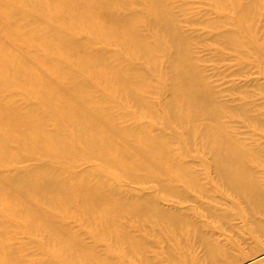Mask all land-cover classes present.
Wrapping results in <instances>:
<instances>
[{
	"label": "bare ground",
	"instance_id": "bare-ground-1",
	"mask_svg": "<svg viewBox=\"0 0 264 264\" xmlns=\"http://www.w3.org/2000/svg\"><path fill=\"white\" fill-rule=\"evenodd\" d=\"M210 1L218 8L225 5V0ZM259 1L239 0L242 7L238 2L240 15L235 17L244 23L245 19L256 17ZM1 3L0 0V28L9 42L18 40V44L12 49L9 45L0 46V242L16 223L24 227L30 240L37 227L46 241H62L67 246L64 264H114L113 255L124 263L127 256L120 253L99 255L90 250L56 215L58 208L62 209L59 203L70 213L71 203H77L81 207L77 214L88 225L94 244L111 238V243L115 240L129 248L135 264L155 263L148 256L146 239L125 225L128 218H138L136 226L149 229L163 244L167 238L169 242H182L184 234L191 231L195 241L190 242L202 248L204 264H227L229 251L235 245L220 244L210 228L198 223V217L192 222L184 210L172 207L175 210L167 211L155 204L157 198L153 199V195H132V190L125 194L121 187L124 181L140 186L152 181L160 202L178 199L180 203L192 198L189 193L199 182L196 177L198 182L194 183V164L190 159L193 135L211 154L208 163L213 178L208 186L224 189L227 197L235 196L242 206L240 210L238 204L230 203V215L205 206L208 210L202 215L222 220L227 228L232 227L233 218L241 219L251 226L255 242L264 238V222L257 218L264 216V185L249 162L252 148L251 152L247 146L241 148L226 131L227 126L218 122L219 116L227 114L247 118L252 116L251 110L248 103L229 108L204 76L193 70L188 37L179 29L176 14L168 4L146 0L143 10L137 12L128 8L134 4L132 0H17L12 9ZM32 13L36 20L30 19ZM148 30L154 40L146 35ZM233 31L236 32L234 28ZM112 45L120 50L113 52ZM258 53L253 54L254 58ZM133 61L144 66L139 62L133 65ZM94 68L100 69L98 78L105 82L100 94L88 88L90 69ZM157 75L159 94L168 92L159 113L143 95ZM144 115L158 122L157 116H164V129L176 125L182 132L177 134L174 130V136L171 131L165 132L170 138L164 132H149V126L143 124L133 130L125 129L126 124L121 128L124 118ZM14 145L18 153L11 156ZM33 158L36 163L24 165ZM139 185L137 188H141ZM205 198L212 199L208 195ZM17 214L22 215L21 220L12 221ZM9 235L15 239L13 233ZM40 248L42 255L52 254L50 248ZM263 259L247 264H258ZM177 260L173 264H178ZM9 261L19 264L14 257Z\"/></svg>",
	"mask_w": 264,
	"mask_h": 264
},
{
	"label": "rangeland",
	"instance_id": "rangeland-1",
	"mask_svg": "<svg viewBox=\"0 0 264 264\" xmlns=\"http://www.w3.org/2000/svg\"><path fill=\"white\" fill-rule=\"evenodd\" d=\"M132 1L134 4H131L130 6H128V8L129 9L131 8L132 10H135L137 12H141L144 8V6L142 5L146 4V0H132ZM162 1L165 4H168L166 6L170 8V10L176 14V19H178V23H179V25L178 23L177 25L178 27L180 26L179 29L181 30V32L185 33L184 34L185 36L188 37V44L190 45V50L192 54L191 57L192 59H194L193 60V67H194L193 70L196 69L195 71L200 73L202 77L204 76L203 78H205L208 85L212 86V89L221 95L220 101L227 102L225 104L226 105L229 104L228 105L229 108L233 106L231 107V109H234L242 105L245 106L248 103L247 105L249 106L248 110L249 111L251 110L250 114L252 116H248L246 118L245 116L227 114L224 116H219L218 122L220 124L223 123L224 127L227 126L225 128L227 129L226 131L228 132V134L232 135V136L230 135L232 138L237 140L238 142L237 144L241 146V148L243 149L247 148L249 152L252 151L251 157H249L250 165L252 167L254 166L253 170L255 171V174H256L255 176H257L259 181L262 182L264 185V123H263L264 122V67H263L264 66V56H263V53H264V39H263V36H264V0L259 1L258 15L254 18L245 19V23L241 22L239 17L238 18L235 17V16L240 15L238 14V10L242 7V3L239 2V0H233V1L225 0V5L222 8H218L210 0H162ZM1 2H2L1 5L10 7V9H12L14 5L17 4V0H1ZM238 2L241 4V7L239 6ZM231 4L235 8H233ZM236 6L237 7L239 6V7L237 8ZM222 15L223 16L225 15L224 19H222L223 17ZM98 16L102 17V14ZM236 18L238 19L240 23L237 24ZM30 19L32 21L36 20L33 13ZM233 20L236 23H233ZM224 21L226 22L224 23ZM232 25H235V26L232 27ZM233 28L234 30H236V32L233 31ZM219 32L220 34L221 33L222 34L221 35L217 34ZM146 35L151 40H154V35H152V33L149 32V30L146 32ZM6 36L7 34L3 32L0 28V46L4 47V46L9 45L7 47L10 49L14 48V46H17L18 40H16L15 42L13 41L9 42ZM222 42H225V43L222 44ZM231 43L233 46H231ZM243 46H244L243 49L245 50L242 49ZM228 47L229 49H231L230 51L228 50ZM232 48L234 49L232 50ZM240 48L242 49L240 51L242 52L245 51V52L243 53L240 52L238 50ZM110 49L111 50L113 49L112 50L113 52H117L120 50L119 47L116 45H112ZM253 49L254 50L256 49L257 51L255 50L251 52ZM19 50L24 52L23 54L26 53L23 48H19ZM248 51L250 54L248 53ZM254 52L255 53L259 52L257 54V57L258 58L260 57L259 59L257 57L254 58L255 57V55L253 56V54H255ZM34 53H38V52H34ZM239 56H241V58ZM243 56L247 58L242 59L244 58ZM248 56H250V58H248ZM238 58L242 60H239ZM254 61L256 62L254 63ZM136 62L133 61L131 63L133 65L134 64L137 65L139 61H136ZM139 63L141 64L140 66H144L142 62H139ZM162 70H164V67L162 68ZM99 72H100L99 68L90 69L89 79L87 81L88 86H89L88 88L91 87V89H95L96 91L94 92L96 93L104 89L103 87H105L103 86L105 85V82L102 83L100 79L98 78L97 73ZM155 77H156L155 78L156 80L155 79L152 80L153 84L149 86L146 92L149 96H147L146 93L143 95H144V98L148 100V102L150 100L151 102L150 104L154 106V108L156 107L155 110L156 111L158 110L160 112L162 101L165 99L167 100L168 92L165 95L161 93L159 94L161 90V88L159 87V75ZM100 93L102 92H99L98 94ZM245 101H248V102L245 103ZM19 103H21V101H19ZM158 111L157 113H159ZM144 116L138 117L139 119L134 116H131V117L128 116L123 119L124 120L123 122L119 120L121 122L120 126L121 128H125L128 126L125 129L133 130V128H137V126L139 127L141 126V124H143L147 127L149 126L148 127L149 132L153 134H161L162 132H164L163 135H166L170 138L171 136H174L175 133L178 132L177 134H179L182 132V128L181 130H179V128L176 127V125H173V129H164V124H163L165 120L164 116H157L160 118L159 119L160 122L156 121L153 118L147 117V115H144ZM161 117H163L164 120ZM255 124L261 125L262 126L261 129L259 128V126L256 127ZM129 127L130 129H128ZM174 130L177 132H175ZM165 132L167 133L169 132L170 134L171 133L172 134L171 136H169L170 134L168 135ZM197 139L199 140L197 135L196 137L193 135V148H194L193 150L194 151L192 153V157L190 158L194 164L193 173L195 177L193 176V180L195 182L194 181L193 182L196 183V181L198 182V179H199L198 185L197 183L195 184L197 189L196 187L195 189L193 188V192L196 194H194L193 192L189 193L190 197H192L193 199L188 198L187 201L185 200L180 201V203L182 204L177 202L178 199L177 200L172 199L171 201L168 200L169 202L163 200L162 202H160L162 199L158 198L160 197V194L156 192V189H153L155 188V184L152 181L150 182L147 181L144 185L142 184L141 186L137 182L132 183L130 181L128 182L124 181L123 186H121L122 189H124V192L126 191L125 194H130L132 190V195L144 194V195H141L142 197L153 195L152 196L153 199L157 198L156 202L155 200L153 201L155 202V204H158V207L160 206L159 208H162V209L166 208V210L168 209L169 211H171L172 209L175 210L174 208L176 207L177 208L176 210H179V211L184 210V212L186 213L190 212V215H187L188 213L187 214L185 213L186 214L185 216L187 217L189 216L188 218H190L192 222L193 220L195 221V218L198 217L197 218L198 223L204 226V228L206 226L210 228V231L212 232V234L215 236L216 240L220 244L223 245L225 243H230V244L233 243L235 245L234 249L229 251L230 254H228V256L230 257V259L231 258L232 259L231 260L229 259L227 264L229 262H230L229 264H247L248 262L256 261L260 257H264V238L261 237L255 242L253 240L254 238L252 236L251 226L247 225L243 220L238 219V218H236L237 219L236 220L233 218L234 220L232 219L233 221L232 220H231L232 222L230 221V226L232 227L227 228V226H225L222 220L220 219L214 220V218L209 219L202 215L204 210L207 211L208 209H213L217 212L224 213L225 215L227 214L230 215V214H233L232 211H230L232 210L230 208L231 206L230 203L238 204L240 206V210H242V206L239 204V201L235 196L229 195V197H227L226 191L224 189L222 188L212 189V186L209 187L210 184H212L211 182L213 178L210 173L211 172V167H210L211 166L210 165L211 154L208 148L202 142L198 141ZM16 146L17 145L13 146L11 153H10L11 156L17 155L18 149ZM203 146L204 148H206V151L203 148ZM245 146L247 147L244 148ZM200 148H202V150ZM249 148H252V150ZM207 151L209 154L207 153ZM255 152L257 155L255 154ZM256 156L258 159L256 158ZM33 159L34 161L33 160L32 162L29 161L25 163L24 165L32 166L34 163H36V159L35 158ZM190 159L188 161H191ZM255 162L258 164H256ZM0 169H3V168H0ZM135 183H137L136 186H134ZM199 184H201V186ZM138 185L142 189L137 188ZM203 186L205 187L208 186V187H206L205 189V187ZM201 188L202 189L204 188L205 191L204 189L202 190ZM208 188L210 189V191ZM196 190L198 191L196 192ZM135 191L137 192L135 193ZM201 191H203V193ZM154 195H157V196L154 197ZM207 195L210 198L212 197L210 201L203 200V199H206L205 196ZM198 199L201 202L198 201ZM0 202H2L1 198H0ZM71 204H72L71 205L72 209L70 210L71 213L68 210L65 211V209L63 208V204L59 203V206L62 209L58 208V211L56 214L59 218H61L64 221V223H66L71 233L75 234V236H77L83 242L85 246H87L90 250H93V252L99 255L110 253V255L112 256L113 255L112 251H113L116 253H120L121 255L127 256V258L125 259V262L123 263L122 261L119 260V257H116L113 255L111 259V263L113 262L114 264H135V262H133L132 258L129 256V250H128L129 248L126 246H123V244L121 243H117L115 240H114L115 243H111L113 241V239L111 238H108L105 241L100 242L99 244H94L90 229L89 227H87L88 225L86 226V224H83L81 222V216L77 214L78 211L81 210V207H79L77 203H71ZM205 206H209V208L205 209L204 208ZM243 209L245 212L244 206H243ZM21 216H22L21 214H17L16 216H13L12 221L13 219L14 221L21 220ZM257 218L261 223L262 221L264 222V216H257ZM137 219L138 218H131V219L128 218V220L125 221V225L127 226L130 232L135 233V235L138 234L141 236V238L144 237L143 239H146L145 241H147L146 242L147 248H149L148 256L151 257L152 259L151 262L153 261V263L155 264H162V262L163 264H168L169 263L168 258L172 256L170 257V261L172 260L170 264H173V260L175 261L177 260L175 258V256L177 255L176 257L178 258L180 264H185V263L186 264H204L202 262L203 261L202 248L196 242H190V240L195 241L193 239V235L191 231H189L187 234H184L183 240L185 239L186 240V241L184 240L185 242L174 240L173 241L174 245H173L172 240H171L172 244H169L171 243L169 242L170 238H167L168 240L164 241L166 242L164 244L167 246L165 248V245L163 244V242L157 241L159 240L158 239L159 237L149 232V229L140 228L136 226ZM10 228L11 229L7 230L8 236L5 235V237L7 236L6 239L1 240L0 242V264H13V263H10L9 261V259L13 257L17 260V262H19V264H38V263L39 264H64L65 263L64 260L67 255V251H65V249L67 248V246L62 241H58V240L46 241L43 235L44 233H42L37 227H35L34 232L32 234L33 241L29 239L28 235H26L27 231L24 229V227H22V225L13 223V226ZM11 233H13V235L15 236V239L11 235H9ZM167 243L169 244V248H168ZM39 246L50 248L52 250V254L42 255L40 253L41 248ZM112 246L118 249L119 251L114 250ZM170 246L171 248L173 247L172 249L173 251L171 250ZM185 246H187L186 249H185ZM176 248L179 250V253H178V250H176ZM157 253H158V256H156ZM160 253L162 254L160 255ZM167 254H169L168 257L166 256ZM89 255L91 256L92 253H90ZM197 258H199L200 260ZM155 260L156 261L158 260V261L156 262ZM175 261L174 263H176ZM179 262L177 263L179 264ZM225 263L226 262H224L223 264ZM258 264H264V259L258 260Z\"/></svg>",
	"mask_w": 264,
	"mask_h": 264
}]
</instances>
